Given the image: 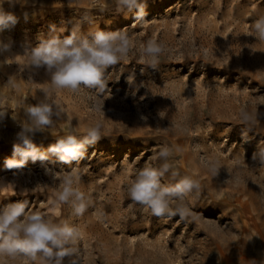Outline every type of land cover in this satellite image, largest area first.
<instances>
[{
  "label": "rangeland",
  "instance_id": "374dc122",
  "mask_svg": "<svg viewBox=\"0 0 264 264\" xmlns=\"http://www.w3.org/2000/svg\"><path fill=\"white\" fill-rule=\"evenodd\" d=\"M2 7L17 17L0 32L16 54L52 35L51 26L64 28L63 37L76 22L84 35L126 29L132 48L108 69L110 90L103 96L88 89L56 92L63 116L35 135L41 150L70 129L83 134L101 125L102 138L71 165L50 155L20 169L5 167L23 108L50 86L43 73L27 78L24 56L8 59L0 69V110L8 113L0 122V208L27 199L33 210L77 226L81 264H264V165L252 159L264 147V43L251 32L264 0H147L141 23L118 13L115 0H5ZM148 40L164 46L155 69L142 63ZM242 112L253 122L246 124ZM162 146L172 149L170 163L181 176L200 183L182 202L193 214L184 219L152 216L127 195L136 172L159 163L154 157ZM73 168L76 186L91 200L81 217L50 203Z\"/></svg>",
  "mask_w": 264,
  "mask_h": 264
},
{
  "label": "clouds",
  "instance_id": "9594fccd",
  "mask_svg": "<svg viewBox=\"0 0 264 264\" xmlns=\"http://www.w3.org/2000/svg\"><path fill=\"white\" fill-rule=\"evenodd\" d=\"M23 0H7L14 5ZM0 0V32L9 29L17 22V17L11 12H5ZM147 0H115V10L118 13L132 14L134 23H141L146 16ZM83 19H88L84 17ZM52 35L39 37L35 46L29 45L22 54L12 52L11 42L0 40V69L5 67L10 57L22 55L26 59L24 71L28 79H34L43 73L50 86L40 90V96L35 104L23 108V119L19 120L20 131L16 133L18 142L13 144V155L5 160L7 169H20L31 160L33 162L47 161L50 155L55 156L62 164L71 165L85 158L90 145L97 143L101 137V125L96 123L85 130L83 134L70 129L65 135L56 139L46 150H41L35 143L37 133H44L63 116V108L55 103L57 91L69 90L77 93L81 89L94 91L103 96L110 89L106 73L109 68L117 65L128 56L132 45L126 29L102 31L96 29L89 35L81 32V22L73 24L70 34L61 36L65 31H57L51 26ZM251 32L255 40L264 43V15L252 21ZM144 58L142 63L155 69L159 57L164 53V46L156 40H148L140 50ZM134 76L128 77L133 85ZM9 85L14 83L9 76ZM7 112L0 110V122H3ZM246 124L253 122V117L242 112ZM12 119L17 120L12 116ZM173 151L168 146H162L156 156L158 164L146 163L139 169L135 178L127 188L128 197L142 206L152 216L157 218L179 215L181 219L191 215V211L182 202L194 190L200 189L197 179L188 175L181 176L170 160ZM18 157V158H17ZM252 159L264 165V147L258 145L252 154ZM214 174L217 169H210ZM46 174L55 178L57 173L45 168ZM168 182H163L164 178ZM79 175L75 168L65 172L61 187L55 193V199L50 201L53 206L68 205L72 215L81 217L91 205L90 198L76 185ZM26 191V190H25ZM173 202L176 207L173 208ZM80 231L68 220H56L50 214L33 210L27 199L8 203L0 208V264L17 259L27 260L29 264H81L78 243Z\"/></svg>",
  "mask_w": 264,
  "mask_h": 264
}]
</instances>
